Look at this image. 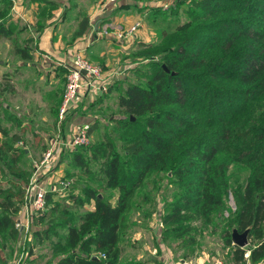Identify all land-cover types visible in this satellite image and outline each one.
Instances as JSON below:
<instances>
[{
	"label": "trees",
	"instance_id": "16d2710c",
	"mask_svg": "<svg viewBox=\"0 0 264 264\" xmlns=\"http://www.w3.org/2000/svg\"><path fill=\"white\" fill-rule=\"evenodd\" d=\"M192 2L199 12L193 14L191 25L174 32L171 39L167 35L161 36L162 40L158 42L138 40L131 61L137 57L141 47L146 51V48L165 43L163 51L157 53L160 58L151 60L152 72L145 70L146 81H133L127 74L116 80V87L121 81L127 82L116 99L123 115L113 119L131 136L122 150L116 149L110 138L89 144L88 158L100 161L102 180L97 188L86 185L71 192L70 200L74 205H86L88 208L78 215L77 223L67 224L66 236L57 244V250L61 252L57 264H137L134 259L121 257L120 244L132 225L136 192L145 186L147 173L154 170L171 171L180 189L163 217L162 240L178 236V229L188 225L186 218H201L212 223L219 216L224 221L221 232L224 243L231 247V259L241 264L263 261L264 0ZM45 3L55 5L49 0ZM11 5L12 0H0V38H9L15 54L22 59H30L32 54L23 45L26 39H20V29L11 19ZM50 10L43 6L40 16L44 17ZM80 13L75 36L82 35L91 25L87 12ZM104 19L101 17V21ZM43 24L39 20L38 28ZM126 67L127 73L130 70L141 75L144 71L128 63ZM14 74L7 71L2 74L3 81L0 80L2 245L6 240L16 242L24 230L16 222L25 206L26 185L36 169L34 165L22 166L28 151L18 144L22 137L17 133L10 134L2 123L10 120L21 125L19 131L28 129L23 116L15 111V107L6 104L4 89L13 91L10 80ZM65 81L66 76L64 85ZM64 85L50 105L56 122L58 125L61 123L66 133L59 139L63 145L56 150L58 162L68 151L73 164L87 166L81 149L86 145L68 143L71 123L88 121L71 118L85 97L59 121L57 112ZM110 89L108 86L102 92H89L85 96L92 95L91 105H94ZM98 94L102 96L97 97ZM96 122L92 125L89 122V134ZM232 164L244 165L249 170L244 180L233 186L228 180ZM103 189L115 193L100 196ZM54 191L52 188L46 190V205ZM229 191L233 194L236 208L224 217L222 208ZM59 205L60 202L56 201L45 212L52 223L51 229H54L56 220L69 218L65 211L68 205L57 211ZM44 215L37 222L45 221ZM234 227L238 231L249 228L246 246L233 243L231 233ZM44 231L49 233L48 229ZM94 253L97 257H93ZM8 263L0 250V264Z\"/></svg>",
	"mask_w": 264,
	"mask_h": 264
},
{
	"label": "rangeland",
	"instance_id": "374dc122",
	"mask_svg": "<svg viewBox=\"0 0 264 264\" xmlns=\"http://www.w3.org/2000/svg\"><path fill=\"white\" fill-rule=\"evenodd\" d=\"M81 3L82 7L80 6V8L86 10V7V11L94 9L96 13H100L109 9L111 14L105 12L103 16L111 17V15H113V19L115 20L103 24V31L105 32H109L108 27H114L119 29L116 31V34L118 32L125 33L130 26L138 21L139 24L132 30L133 34L137 32V36L133 37L132 33L124 36H117L118 38L131 37V40H129L130 42H128V47H121V53H118L120 59L115 61L117 64L108 68L97 63L110 79L111 83L109 82L108 84L111 88L110 91L104 94L94 105H88L89 102L85 99L79 104L78 113H80V111L84 113L87 112V114H85L87 116L83 117L84 120H88L91 125L97 120L96 126L91 128L89 143L81 148L86 158L87 166H81L78 163L73 164L70 159L71 155L67 151V153H63L61 161L58 162L59 155L56 154V159L48 166H41L38 170L34 169L32 177L40 184H43L47 188L46 190L52 188L55 191L50 196V201L49 203L47 202L44 209L34 212L29 210V217H26V220L29 222L28 228L22 238H19L16 242L6 240L4 241V243L6 242V246L2 245V241H0L2 256L12 257L15 261H20L21 264L58 263L61 252H58L57 244L64 240L67 224L77 223L78 215L87 207L86 205H74L73 201L70 200L71 192L74 189L81 190V188L86 185L97 188L101 183L100 180H102V173L99 170V168H101L100 161H93L88 158V154L90 153V149H88L89 144L93 141L102 142L104 139L110 138L114 142L116 149L122 150V146L126 143L125 141L131 136L129 131L121 129L117 122L114 121L115 117L117 118L123 115V112L117 105L116 99L122 86L127 82L121 81L118 83L119 87H116V80L119 77H123L124 74H127V77L133 81L145 82L147 79L145 70L152 72L153 69L150 66L151 60H158L160 58V54L157 53L163 51L165 43H163V45L151 47L150 49L146 48V51H143L144 48L141 47L137 51V57L131 61L133 58L132 51L136 50L133 46H137L138 40H144V42H158L162 40L161 36L164 38L167 35H169L168 38L171 39V36H174V32L191 25L193 14L199 12V9L193 4L192 0H81ZM75 10H77V8ZM80 18L81 17H78L77 19L79 20ZM130 21L132 22L130 23ZM122 22L124 24L120 26ZM138 35L144 37L139 38ZM117 37L115 38L117 39ZM120 43L123 45V42ZM152 54L153 56H151ZM37 60L39 61V58H37ZM127 61H130L135 68L144 70L142 74L137 75L135 71L131 72L130 70L127 73ZM0 69L2 68L0 67ZM46 77L47 74L43 72V82ZM15 83L18 90L16 89V95L11 99L15 105V111L17 112L18 110V112H21L20 114H23L27 111L36 113L39 110L41 114L35 116L34 113H27L23 122L28 129L24 131H19L21 125L14 123V121L4 120L2 123L6 126L10 134L17 133L22 137L21 142H18V144L28 150L21 163L22 166L30 167L34 165L36 168L37 162H39L43 156V152L46 150L45 148L52 142H55L57 147H61L63 141L60 142L58 139L64 137L66 133L61 123L59 126L54 123L53 127L51 123L48 126H44L46 122H44L43 119H41V121H36L40 116L47 115L48 110L44 111L47 102L44 103L45 101L43 99H39V95L41 94L39 90L34 92L35 95H32L33 93L29 89L28 94L22 89V83L17 81H15ZM47 86L48 85H44V87ZM31 96H34V100L37 98L41 104L39 105L32 100L30 104L23 102V99L26 101L28 98L31 99ZM34 106L38 107V109L34 108ZM17 113L14 114L17 115ZM32 116H35L34 119L28 121V118ZM63 150L66 151L69 149ZM248 173L249 170L246 166L232 164L228 171V180L233 186L237 182L244 180ZM171 174V171H150L146 175L145 186L137 190L134 199L135 207L131 213L132 225L129 231L130 238L124 236L125 245L127 248H130L129 251L134 252L136 250H142L141 247H143L142 244L145 241L151 248L155 246L157 243L156 239L160 237L158 240L161 241V249L159 252L154 253L158 256L157 258L166 256L170 257L169 259L172 260L182 256L188 258L194 264H217L218 260H221L223 264H241L231 259V247L224 243L221 232L224 221H221L219 216H217L212 223H207L201 218H186L185 221H187L188 225H182V228L178 229V236L172 235L166 238V240H162V229L165 227L163 217L168 213L169 204L173 202L176 194L180 190ZM110 193L114 194L115 191L103 189V191L99 192V195L107 196ZM115 196L116 194L111 198L112 202L115 201ZM56 201L60 202L57 211L66 207L65 204L68 205L65 211L69 218L66 220H56L57 222L53 227L54 229H51L52 223L45 212ZM235 208V199L231 191H229L225 197L222 215L224 217L228 216V211L234 210ZM43 214H46L43 217L45 221L41 223L37 222V219ZM152 227L155 228V230H153ZM45 229H48L49 233H45ZM134 230H137V235H139V232H142L144 236H138L139 239H137V241H130L133 238L132 235H134ZM183 237L185 238L184 240ZM187 239L189 241L185 242ZM93 255L96 254L94 253Z\"/></svg>",
	"mask_w": 264,
	"mask_h": 264
},
{
	"label": "crops",
	"instance_id": "0c3cea01",
	"mask_svg": "<svg viewBox=\"0 0 264 264\" xmlns=\"http://www.w3.org/2000/svg\"><path fill=\"white\" fill-rule=\"evenodd\" d=\"M46 0H12V5L10 9L11 19L17 23L20 29V39H26V43H23L24 46L28 47L29 51L32 54V58L30 59H22L18 55L15 54L12 43L9 38H0V80L2 79V74L5 72H15L14 76L11 78V82L13 83V91H6L4 89V93H6L7 103L9 106L14 108V103L11 99L16 95V83L15 81L22 83V89L25 90V93L29 92V89L35 95L34 92L39 90V99H43L47 105L44 107V111H47V115H42L36 121L43 119L44 126H48L50 123H57L56 119H54L55 115L52 113L50 109V105L55 99L57 95V91L62 90L64 85L65 76L67 74L68 68L72 63L73 57L76 53L80 52L90 58L92 61L105 66V67H113L117 63L116 60L120 59L118 57V53L121 50V47H128L131 40V37H117L116 31L118 28L108 27L109 32L103 31V24L109 23L115 19L113 15L111 17L106 16L107 14H111L109 9L106 11H102L100 13H96L95 10L86 11L87 8L81 9L82 5L81 0H49L52 1L55 5H45ZM46 6L51 10L47 12L44 17H41L40 8ZM82 7V6H81ZM77 8V10H75ZM85 11L89 15L90 18V27H88L82 35H74V32L77 29V25L79 20L78 17H81L80 11ZM79 11V12H77ZM101 17L105 18L104 21H101ZM40 18V19H39ZM39 20L43 21L44 24L42 28H38L37 24ZM132 21H130L131 23ZM122 22L120 24L123 25ZM129 26V25H128ZM112 28V29H111ZM24 33V34H23ZM133 34V33H132ZM133 37L137 36V32H135ZM139 38L144 37L138 35ZM117 37V39L115 38ZM145 39V38H142ZM120 42H123L121 45ZM135 47V46H133ZM41 48V49H40ZM121 53V52H120ZM39 58V61L37 60ZM126 63L132 65L131 62L127 61ZM43 72L47 74L45 81L43 82ZM39 81V82H38ZM44 85H48L44 87ZM27 90V91H26ZM18 93V92H17ZM29 94V93H28ZM101 95V94H100ZM99 94L97 97L100 96ZM102 96V95H101ZM34 96H31V99L28 98L26 101L23 99V102L26 104H30V101H35L39 105V102L33 99ZM17 99V98H16ZM93 99L92 95L85 96V100L89 102L88 105H91ZM31 101V102H32ZM43 103V102H42ZM34 108H37L34 106ZM43 109V108H42ZM31 110V109H30ZM18 112V110H17ZM50 114H49V113ZM19 114L21 112H18ZM33 114L29 111L20 114L23 118H26V114ZM83 115H81V114ZM76 112L72 113L71 118L75 117L76 119H83L84 116H87V112ZM41 112L38 110L34 115H39ZM35 116L29 117L30 119H34ZM28 118V119H29ZM43 129V128H42ZM27 213L25 211V207L19 214L17 221L20 220L22 223H26ZM29 217V215H28ZM131 228V227H130ZM151 229V227H150ZM153 230L155 228L152 227ZM27 229L21 231L19 238H22L25 235V231ZM130 229L125 234L126 237L130 238ZM137 230L133 231L132 239L130 241H137L138 236L143 235L144 233L139 232L137 235ZM160 238V237H158ZM157 240L155 246H148L146 241L142 244V250L130 252V248H127L124 240L121 242V257L124 259H134L138 263L137 264H166L167 260L170 257H162L157 258L158 256L154 253H157L161 249V241ZM159 245V248L157 247ZM133 247V246H132ZM136 249V248H135ZM149 253H148V250ZM133 251V250H132ZM156 255V256H154ZM248 251L245 255H248ZM153 255V256H152ZM9 263L15 262V259L12 257H5ZM14 259V260H13ZM176 258L172 259L175 260ZM249 264V263H248ZM255 264H264V259L261 262Z\"/></svg>",
	"mask_w": 264,
	"mask_h": 264
},
{
	"label": "built area",
	"instance_id": "2783aa9c",
	"mask_svg": "<svg viewBox=\"0 0 264 264\" xmlns=\"http://www.w3.org/2000/svg\"><path fill=\"white\" fill-rule=\"evenodd\" d=\"M139 24L135 22L125 33H117L118 36H124L131 34L132 30ZM107 29V27H106ZM109 79L102 68L83 53H76L72 59V63L68 68L66 74V81L62 93V100L58 107V119L62 121L65 116L73 108L78 106L79 102L85 97L87 93L102 92L107 89ZM69 140L70 145H86L90 141L91 135L89 134V122L79 121L73 122L69 128ZM59 141V139H58ZM57 145L55 142L49 144L46 150L43 152L42 158L37 162L36 169L41 166L48 165L55 160ZM46 187L40 184L31 177L26 185V201L25 211L27 216L30 211L42 210L45 208V192ZM30 210V211H29ZM16 225L21 228H28V223L25 225L20 220L16 222ZM103 255V254H102ZM11 264H19V261H15ZM166 264H194L188 258L178 257L174 261L168 259ZM217 264H223L221 260H218Z\"/></svg>",
	"mask_w": 264,
	"mask_h": 264
},
{
	"label": "water",
	"instance_id": "95a60500",
	"mask_svg": "<svg viewBox=\"0 0 264 264\" xmlns=\"http://www.w3.org/2000/svg\"><path fill=\"white\" fill-rule=\"evenodd\" d=\"M163 66L166 68L165 64H163ZM248 233H249V228H245L242 231H238L237 228L234 227L231 233L233 243L241 247L246 246L249 242ZM93 257H97V256L93 255Z\"/></svg>",
	"mask_w": 264,
	"mask_h": 264
}]
</instances>
